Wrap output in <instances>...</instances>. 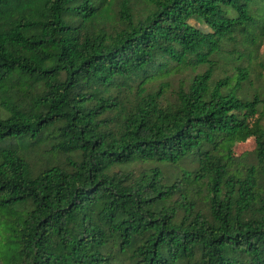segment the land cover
<instances>
[{
	"label": "trees",
	"instance_id": "1",
	"mask_svg": "<svg viewBox=\"0 0 264 264\" xmlns=\"http://www.w3.org/2000/svg\"><path fill=\"white\" fill-rule=\"evenodd\" d=\"M256 67L264 0H0V264H264Z\"/></svg>",
	"mask_w": 264,
	"mask_h": 264
},
{
	"label": "rangeland",
	"instance_id": "2",
	"mask_svg": "<svg viewBox=\"0 0 264 264\" xmlns=\"http://www.w3.org/2000/svg\"><path fill=\"white\" fill-rule=\"evenodd\" d=\"M193 23V22H191ZM262 48V47H261ZM204 67L200 68L198 71H202ZM223 73L232 74L230 66L219 65V69L216 71L215 76H223ZM258 74V75H257ZM252 86L245 87L248 93V97L252 95L254 91L258 92L262 99H264V71L259 68H255V73L251 77ZM260 124L264 128V105L259 109ZM232 150L234 155L241 157L247 165H257V150L254 142V136L246 139L245 141H239L232 144Z\"/></svg>",
	"mask_w": 264,
	"mask_h": 264
}]
</instances>
